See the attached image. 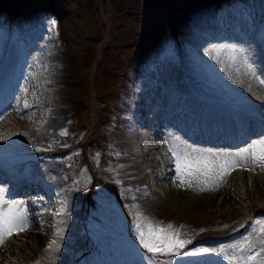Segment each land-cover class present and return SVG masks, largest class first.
Masks as SVG:
<instances>
[{
    "label": "rangeland",
    "instance_id": "rangeland-1",
    "mask_svg": "<svg viewBox=\"0 0 264 264\" xmlns=\"http://www.w3.org/2000/svg\"><path fill=\"white\" fill-rule=\"evenodd\" d=\"M262 53L264 0H0V158L22 171L4 170L12 179L0 187L21 182L8 198L30 214L0 244V264H53L38 253L52 239L55 264H149L128 253L137 213L172 225L185 248L251 236L258 250L264 168L181 186L168 149L246 146L264 123ZM129 129L152 135L130 145ZM143 150L154 157L136 161ZM157 196L169 205L148 204Z\"/></svg>",
    "mask_w": 264,
    "mask_h": 264
},
{
    "label": "snow or ice",
    "instance_id": "snow-or-ice-1",
    "mask_svg": "<svg viewBox=\"0 0 264 264\" xmlns=\"http://www.w3.org/2000/svg\"><path fill=\"white\" fill-rule=\"evenodd\" d=\"M48 23L54 27L56 21L49 19ZM232 52H236L235 48L232 49ZM239 55L242 57L246 68L255 75V66L250 62L249 56L244 50H241ZM231 59L235 60L236 56L233 55ZM261 83H264V79H261ZM22 91L27 93V89ZM28 106L27 100H25L24 107L27 108ZM16 111L19 109L17 108ZM248 131L246 146L240 147L235 152L198 153L195 150L187 151L179 146L169 145L168 150L172 154L176 179L180 185L191 186L196 183L215 187L223 181V178L231 170L237 167L258 165L264 168V123H262L259 131L252 127ZM60 134L67 135V132L61 131ZM35 150L39 152L43 149L36 147ZM7 191L4 187H0V244L4 243L6 237L24 231L30 223L29 213L24 207L23 201L8 198ZM37 199L43 200L44 197L38 196ZM257 223L264 225V220ZM133 227L136 232V241L144 252L139 253L133 244L128 248V253L131 256H143V259L148 260L149 264H152L151 256L156 255H167L171 258L179 257L177 264H219V258H223L228 264H264V259H261L264 257V226L258 229L259 244L261 245L258 250H254L256 249V241L251 236L236 243L208 244L201 242L192 245L190 248H185V245L191 244V241L182 239L180 233L173 229L172 225H154L146 217H141L139 213L134 217ZM60 232L61 230L57 229L56 235L59 236ZM58 250L57 239L50 240L47 251L55 253ZM147 254H151V256ZM186 257L187 260L184 259ZM129 264H140V262L139 260H132ZM165 264H172V259H168Z\"/></svg>",
    "mask_w": 264,
    "mask_h": 264
},
{
    "label": "bare ground",
    "instance_id": "bare-ground-1",
    "mask_svg": "<svg viewBox=\"0 0 264 264\" xmlns=\"http://www.w3.org/2000/svg\"><path fill=\"white\" fill-rule=\"evenodd\" d=\"M248 103V102H247ZM264 113V112H263ZM93 132H94V130L92 129L91 130V133H90V136H92V134H93ZM150 135H152L151 133H148L147 131H145L144 129H141V131L139 132V133H134V131H130V129H129V131L128 132H126L125 134H123V136H121L122 138H123V140H126V141H128L129 143H130V145H132L134 142H136V139L137 138H140V139H143L144 140V138L146 139V140H148L149 138H150ZM136 136H138L137 138H136ZM133 147V146H132ZM133 152H135L134 150H132ZM147 152V150H143V151H141V153L140 154H138L137 156H136V158H137V160L136 161H139V160H150V157H154V156H152L153 155V153L151 152V153H146ZM145 156H146V158H145ZM156 158V157H155ZM147 164H150V163H148L147 162ZM44 178V177H43ZM154 188V187H153ZM164 199H167V198H164ZM164 199H162L161 197H156L155 199H153V200H151V201H149L148 202V204H150L152 207L154 206V207H159V205H161L162 206V208L163 207H167L169 204H168V202L166 201V200H164ZM39 257L42 259V260H48V261H50L51 263H53V264H55V263H58V262H60L56 257H55V255L54 254H52L51 252H46V253H42L40 250H39Z\"/></svg>",
    "mask_w": 264,
    "mask_h": 264
}]
</instances>
